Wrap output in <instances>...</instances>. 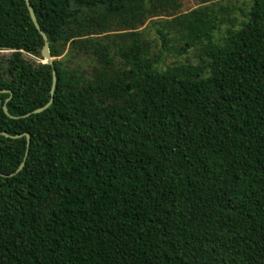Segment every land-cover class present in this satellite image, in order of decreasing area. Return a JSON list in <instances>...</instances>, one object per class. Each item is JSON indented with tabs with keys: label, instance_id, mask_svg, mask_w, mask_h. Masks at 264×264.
<instances>
[{
	"label": "trees",
	"instance_id": "trees-1",
	"mask_svg": "<svg viewBox=\"0 0 264 264\" xmlns=\"http://www.w3.org/2000/svg\"><path fill=\"white\" fill-rule=\"evenodd\" d=\"M29 1L55 57L72 4L100 0ZM43 44L0 0V264H264V0L208 69H156L134 38L126 77L79 88L55 58L51 93Z\"/></svg>",
	"mask_w": 264,
	"mask_h": 264
},
{
	"label": "rangeland",
	"instance_id": "rangeland-1",
	"mask_svg": "<svg viewBox=\"0 0 264 264\" xmlns=\"http://www.w3.org/2000/svg\"><path fill=\"white\" fill-rule=\"evenodd\" d=\"M252 2L125 0L119 10H111L109 0L95 5L74 3L55 40L54 58L79 88L100 79L126 77L129 65L121 55L134 38L141 42L143 60H150L156 69L178 64H201L208 69L209 51L223 45L244 26ZM161 34L166 38V47ZM9 53L0 50V56ZM24 56L40 61L31 54Z\"/></svg>",
	"mask_w": 264,
	"mask_h": 264
},
{
	"label": "water",
	"instance_id": "water-1",
	"mask_svg": "<svg viewBox=\"0 0 264 264\" xmlns=\"http://www.w3.org/2000/svg\"><path fill=\"white\" fill-rule=\"evenodd\" d=\"M25 3L27 5V8L29 10V13H30V16H31V19H32L34 25L39 30V32L42 34L43 39H44V44H43V47L41 49V56H42V60L41 61L43 63H49V64L52 65L53 83H52V87H51V93H53L54 92V89H55V84H56V72H55V68H54V65H53V62H54V59L55 58L50 53L48 37L43 32V30L40 28L39 23H38L37 18H36V15H35V12L33 10V7L31 5L30 1L29 0H25ZM0 91H9V90L3 89V90H0ZM49 104H50V102L46 103L43 106H40L38 108H35L31 112H28L26 115H29L30 113L40 112V111L44 110ZM3 110H4V112L7 115H9L11 117H14V116H12V115L9 114L8 109H7V107L5 105H3ZM0 133H3V132L0 131ZM5 135L6 136H10L12 138L21 137V136L25 135L26 136L27 145L29 144V141H30V135H29L28 132L20 133V134H15V135H8V134H5ZM24 159H25V157H24ZM23 166H24V160L19 164V166L16 169V172H18ZM1 174L2 175H6V174H3V173H1ZM8 175H11V174H8Z\"/></svg>",
	"mask_w": 264,
	"mask_h": 264
}]
</instances>
